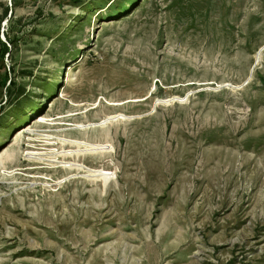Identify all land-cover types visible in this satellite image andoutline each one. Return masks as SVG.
<instances>
[{
  "label": "rangeland",
  "instance_id": "374dc122",
  "mask_svg": "<svg viewBox=\"0 0 264 264\" xmlns=\"http://www.w3.org/2000/svg\"><path fill=\"white\" fill-rule=\"evenodd\" d=\"M147 263L264 264V0H0V264Z\"/></svg>",
  "mask_w": 264,
  "mask_h": 264
},
{
  "label": "bare ground",
  "instance_id": "6f19581e",
  "mask_svg": "<svg viewBox=\"0 0 264 264\" xmlns=\"http://www.w3.org/2000/svg\"><path fill=\"white\" fill-rule=\"evenodd\" d=\"M258 55V59H260V57H261V55H262V53L260 52L259 54H257ZM148 264V263H147Z\"/></svg>",
  "mask_w": 264,
  "mask_h": 264
}]
</instances>
